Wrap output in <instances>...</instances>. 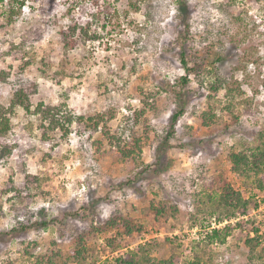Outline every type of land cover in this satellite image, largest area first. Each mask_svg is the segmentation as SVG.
Segmentation results:
<instances>
[{
	"label": "rangeland",
	"instance_id": "374dc122",
	"mask_svg": "<svg viewBox=\"0 0 264 264\" xmlns=\"http://www.w3.org/2000/svg\"><path fill=\"white\" fill-rule=\"evenodd\" d=\"M129 1L27 0L16 22L7 25L6 0H0V70L11 73L0 84V104H9L21 56L32 61L23 78L38 86L32 105L64 102L85 119L113 110L116 115L108 123L113 134L134 110L142 109L141 100L153 96L147 100L152 107L134 128L142 151L136 161L127 162L99 130L92 133L74 123L68 137L57 133L43 142L35 119L15 110L13 133L0 139L13 146L11 156L0 162V264H30L36 256L56 252L66 264H111L146 241L157 243L151 250L154 258L175 254L179 264L191 263L195 256L201 264H264V189L234 173L228 159L232 151L254 147L264 132L263 4L239 2L230 13L240 21L233 22L220 10L222 0H148L150 6L141 4L138 12ZM179 3L191 27L182 38ZM74 23L89 26L99 38L65 50L60 33ZM12 46H23V51L9 53ZM182 50L188 66L200 71L191 73L180 91L184 113L165 145L175 110L173 90L179 91L178 79L186 75ZM217 78L237 81L244 94L227 100L224 90L210 93L207 85ZM205 112L215 115L209 126L202 124ZM27 174L37 178V185L32 180L33 198L4 193L11 187L21 192ZM219 175L249 200L244 213L235 210L224 217V210L210 212L202 192ZM162 202L169 204L168 213L158 223L149 207ZM115 216L143 227L128 249L114 251L106 245L115 231L105 230L104 223ZM240 222L244 224L236 226ZM213 223L219 229L232 227L230 236L223 244L198 248L195 244ZM26 225L31 227L22 230ZM93 228L101 231L93 233ZM255 230L259 243L250 254L245 241ZM81 234L86 235V252L78 263L71 258Z\"/></svg>",
	"mask_w": 264,
	"mask_h": 264
},
{
	"label": "trees",
	"instance_id": "16d2710c",
	"mask_svg": "<svg viewBox=\"0 0 264 264\" xmlns=\"http://www.w3.org/2000/svg\"><path fill=\"white\" fill-rule=\"evenodd\" d=\"M27 0H6L5 8L3 12V18L7 25H12L16 22L17 17L20 15L21 10L24 8ZM120 0H115L118 3ZM148 0H130L129 8L133 11H140L141 4L150 6ZM239 2H248L252 4H259L260 2L264 6V0H222L219 4V8L223 13L230 16L231 21H240L239 16L231 15V8L235 7ZM97 3V2H95ZM184 4L179 3L176 6V11L178 13L177 18L184 27L182 34L179 37H184L185 34L188 35L190 30L189 16L185 14L184 9L181 8ZM118 15L117 9L114 13ZM108 13L110 11L108 10ZM97 14L96 17H98ZM95 16V15H94ZM108 19H111L109 15ZM60 37L63 43V48L65 50L73 49L79 42L88 39H97L99 36L95 32H90V27H82L79 24L74 23L67 27L65 31L60 33ZM14 48L9 50V53L15 51L16 49L23 51V46H12ZM20 48V49H19ZM186 51L182 50L180 53V61L182 68L186 72V75L178 79V84L180 85L179 91L173 90L174 105L175 110L170 118V131L167 133L164 144L169 145L170 138L174 134V127L178 119L184 113L185 101L184 94L180 91L186 89L189 84V75L191 73L198 75L200 69L188 66L186 59ZM21 65L19 66L16 79L13 81L12 85L14 87L9 104L7 106L0 104V139H6L13 133V125L11 123V117L14 115L16 109H21L27 117L34 118L37 122V128L41 132V140L43 142H49L51 138L57 133L60 137L66 138L70 134L71 126L74 123H79L85 125V130L89 129L92 133L101 132L100 134L107 140L108 144L114 148L120 155V159L127 162L129 159L136 161L142 151V141L140 138L136 137L134 128L138 124L139 120L143 117L149 107H152L150 103L147 102L148 97H153L152 95L147 96L146 100H141L142 109L134 110L130 116L125 118V127L119 131V133L113 134L108 127V123L114 119L115 112L113 110H108L107 112L100 113L95 118L85 119L83 116H75L73 112L68 109V105L64 102H59L53 105H47L43 102H38L35 106L31 104V97L38 93V86L25 78H23V72L26 67L30 65L32 61H24V58H20ZM245 69V66L242 68ZM44 74V72H41ZM60 71H56L55 75H60ZM11 76L10 72L5 70H0V84L9 81ZM202 85V82H201ZM207 90L215 94L220 90L225 91V99L233 100L236 97L243 95L244 92L241 90L239 83L237 81H225L223 79L217 78L215 82L207 85ZM62 98V96H60ZM209 99L213 97L211 95L207 96ZM215 115L212 112H205L202 114V124L204 126H209L210 123L214 121ZM88 122V124H87ZM257 144L250 149H243L240 151H232L228 154V159L231 163V170L240 176L242 179L248 180L253 179V183L258 189H264V177H260L264 172V132L258 133L256 137ZM13 151V146L8 144H0V162L11 156ZM27 180L22 191L15 190L14 188H9L5 190L4 193L14 192L16 198L21 197V194H25V199L30 200L35 194L31 193L33 189L32 184L37 181L36 177L25 175ZM34 180V181H32ZM37 185V182L36 184ZM202 195L206 197L207 203H209V209L211 213L216 211L222 212L224 210V217L233 216L235 210H241L244 213L249 205V200L245 199L242 194L235 191L226 177L219 175L211 179L208 183L204 184V189ZM169 204L162 202L154 206L150 205V210L155 222H160V220H166L168 213ZM221 221L222 218H218ZM220 223V222H219ZM243 222L236 224L243 225ZM46 223L42 222L38 224L35 222V226L46 227ZM30 225L22 226V230H26ZM93 233H98L101 229L93 228ZM105 230H113L115 234L113 237L106 240V245L110 250H119L122 248L128 249V247L134 243L133 239L135 235H140L142 233L143 227L138 222L133 221L129 218L123 216H115L104 223ZM232 227L229 225L223 228H211L206 231L202 236L200 242L195 245L200 248L203 244L210 245L212 243L223 244L226 239L230 236ZM255 235L252 238H248L245 243L249 249V253L255 252L258 246V232L255 230ZM86 235L81 234L77 238L78 249L72 256V260L78 263L84 262L83 253L86 252ZM170 242V240H166ZM171 243V242H170ZM157 243L146 241L143 244H138L136 248L132 250H126L125 253L121 254L119 257L114 258L111 264H179L176 259L175 254H171L170 257L166 259H156L151 255L152 248L155 247ZM58 260L66 264L65 258L59 253H51L50 255L36 256L34 261L30 264H58ZM187 264H201L200 258L194 257L191 263Z\"/></svg>",
	"mask_w": 264,
	"mask_h": 264
},
{
	"label": "built area",
	"instance_id": "2783aa9c",
	"mask_svg": "<svg viewBox=\"0 0 264 264\" xmlns=\"http://www.w3.org/2000/svg\"><path fill=\"white\" fill-rule=\"evenodd\" d=\"M212 228H219L218 226H215V224L213 223Z\"/></svg>",
	"mask_w": 264,
	"mask_h": 264
}]
</instances>
